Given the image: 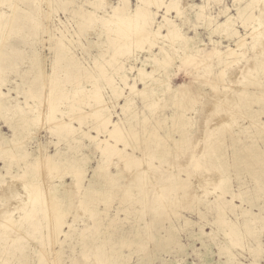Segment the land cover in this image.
I'll use <instances>...</instances> for the list:
<instances>
[{"label": "rangeland", "instance_id": "obj_1", "mask_svg": "<svg viewBox=\"0 0 264 264\" xmlns=\"http://www.w3.org/2000/svg\"><path fill=\"white\" fill-rule=\"evenodd\" d=\"M89 1L0 0V264H264V0H178L187 40L151 48L125 16L80 15L119 0ZM250 2L241 57H218Z\"/></svg>", "mask_w": 264, "mask_h": 264}, {"label": "bare ground", "instance_id": "obj_2", "mask_svg": "<svg viewBox=\"0 0 264 264\" xmlns=\"http://www.w3.org/2000/svg\"><path fill=\"white\" fill-rule=\"evenodd\" d=\"M86 1V0H85ZM91 1V0H90ZM89 1V2H90ZM95 1V0H94ZM97 1V0H96ZM95 1V2H96ZM98 1H100V5H101V3L103 2V0H98ZM138 1V0H137ZM148 0H139L138 1V3L136 4V6H135V8L134 9H132V11H130L129 10V8H128V1L127 0H119V3L117 4V5H115V6H111V13H108V16L110 17V19H108V18H105V17H101L99 14H97L95 11H91V10H88V9H82L81 10V12H80V15H81V17H83L86 21H90L89 23H91L92 21H94V20H96V19H102L103 21H106V22H111V20L113 19V18H120V17H122V16H125V18L124 19H127V18H129L130 20H133V22H135V24H134V26H132V27H134L133 29H134V31H131V33L130 32H128L129 34H128V37H127V35H126V37L128 38V40L131 42V41H133V39H134V37H135V40L134 41H136L137 43H139L140 44V46H142V42H143V40L142 39H144V42H147L148 43V45H149V48H151L153 45L155 46V43L152 41L153 39L150 37V36H157V37H160V38H167V37H169V38H171V39H173V38H175V37H178V38H182V39H185V40H187L181 33H180V28L178 27V25L171 19V18H168L167 17V14L170 12V10H176V12L179 14L180 13V9H179V2H178V0H159L158 2H155V5H156V11L155 12H151L150 11V9L146 6V2H147ZM153 1V0H152ZM156 1V0H155ZM254 1V0H253ZM88 2V1H87ZM86 2V3H87ZM94 2V3H95ZM255 2V1H254ZM92 3V2H91ZM189 3V2H188ZM99 3L97 2V5H98ZM151 4V3H150ZM252 3L250 2V3H248L243 9H239L238 10V14H239V16H243V18H242V25L244 26V27H246V28H250L251 29V27H250V23L252 22H254V21H257L258 19H257V16L256 15H254L253 13H252V11L253 10H250V12L252 13V14H249V15H244V13H245V11H246V8L247 7H250V5H251ZM256 4V3H255ZM90 5H92V4H90ZM194 7V6H193ZM93 8V7H92ZM202 6H200V7H198V11H197V13L196 14H202ZM80 9V8H79ZM160 9H162L164 12H163V15L161 16V19L160 20H156L155 19V14L160 10ZM155 10V9H154ZM80 11V10H79ZM76 12V11H75ZM74 12V13H75ZM175 12V13H176ZM249 12V13H250ZM0 13H5L3 10H2V8L0 9ZM238 16V17H239ZM77 17V16H76ZM78 18V17H77ZM79 18H80V16H79ZM82 19V18H81ZM92 20V21H91ZM234 20H235V17H233V16H228L227 18H225L222 22H220L219 24H218V26L223 30V31H227V32H230L229 34L230 35H232V36H236V48L235 49H232V48H228V49H226L225 51H223V53L222 52H216L217 53V55H218V57H221L222 55H225L226 57H229V58H233V61L235 62V61H237L238 59H239V57H241V55H242V49L244 48V47H246V45L248 44V41H247V36H249V35H251V36H253V33H254V29H256L254 26L252 27V31H250L249 33H246L245 35H242V34H240L239 33V31L233 26L234 25ZM99 22V21H98ZM6 23V22H5ZM77 23V22H76ZM114 23H116V22H114ZM113 23V24H114ZM119 23V22H118ZM255 23H257V22H255ZM111 24V23H110ZM83 25V24H82ZM87 25H88V23H87ZM121 25V24H120ZM120 25H114V26H120ZM156 27H155V26ZM124 26V25H123ZM259 26V25H258ZM4 27H5V25H4ZM129 27H130V25H129ZM80 28V27H79ZM108 28V27H107ZM131 28V27H130ZM163 28H165L166 30H167V32L165 33V34H163L162 33V29ZM107 30H109V28L107 29ZM130 31V30H129ZM256 31V30H255ZM81 31H79L78 33H80ZM123 32H124V30H123ZM248 32V31H247ZM125 33V32H124ZM140 39V40H139ZM59 40H61V38H59ZM59 40H57L59 43H60V41ZM127 40V41H128ZM121 41V40H120ZM165 41H166V39H165ZM119 42V41H118ZM118 42L116 43L117 45H119L118 44ZM130 42H128V44L126 45L127 46V48L128 47H130L131 45H130ZM182 42H183V40H182ZM136 43V44H137ZM163 43V42H162ZM56 44H57V42H56ZM55 44V45H56ZM63 44V43H62ZM121 44H123L122 46H124L125 47V44H124V42L123 43H121ZM135 44V45H136ZM138 44V45H139ZM133 45H134V43H133ZM183 45V44H182ZM57 46V45H56ZM59 46V45H58ZM57 46V47H58ZM185 46V45H184ZM60 47H61V45H60ZM119 46H117L116 48H118ZM63 48V47H62ZM123 48V47H122ZM126 48V49H127ZM173 48V47H172ZM198 48V47H197ZM125 49V50H126ZM188 49H189V47H188ZM64 50V49H63ZM115 50H118V52H119V50H121V47L120 48H118V49H115ZM174 50H175V48H174ZM173 50V51H174ZM163 51V50H162ZM183 51H184V49H183ZM117 52V51H116ZM171 52V51H170ZM177 52V51H176ZM122 53V52H121ZM120 53V54H121ZM162 53V52H161ZM173 54H175V53H173ZM172 54V55H173ZM166 55V54H165ZM183 55V54H182ZM185 55V54H184ZM112 56L113 55H111V58H112ZM114 56H116V55H114ZM156 56V54H152L151 55V60L155 63V64H160V65H165L166 66V64H167V62H165V61H161V60H159L157 57H155ZM191 57V56H190ZM169 58V57H168ZM113 59V58H112ZM164 59H165V57H164ZM114 60V59H113ZM116 60V59H115ZM114 60V61H115ZM107 61V60H106ZM105 61V62H106ZM232 61V60H231ZM96 62V61H95ZM94 62V63H95ZM115 62H117V61H115ZM221 62V61H220ZM219 62V63H220ZM111 63H113L112 62V60H111ZM153 63V64H154ZM166 63V64H165ZM232 63V62H231ZM154 64V65H155ZM229 65V64H228ZM113 65H111V67H112ZM230 66V65H229ZM229 66H226V67H229ZM159 67V66H158ZM223 67V66H222ZM120 68V67H119ZM167 68V67H166ZM221 68V67H220ZM224 69V68H223ZM140 70V69H139ZM159 72V71H158ZM164 72V71H163ZM102 73H103V71H102ZM226 73V72H225ZM110 74V73H109ZM147 73H145L144 71H140V73L138 74L139 76H145ZM166 74V73H165ZM221 74V73H220ZM99 75V74H98ZM121 75V74H120ZM159 75V74H158ZM196 75V74H195ZM110 76V75H109ZM108 76V77H109ZM127 76H122V80H125V79H127L126 78ZM102 78V77H101ZM106 78V77H105ZM142 78V77H141ZM196 78V77H195ZM72 79V78H71ZM78 79V78H77ZM111 79V78H110ZM110 79H108V81L110 80ZM101 79H99V81H100ZM103 80H104V78H103ZM88 81V80H87ZM98 81V82H99ZM112 81V80H111ZM154 81V80H153ZM152 81V82H153ZM158 82H160L159 80H157ZM155 83H157L156 82V80L154 81ZM164 82V81H163ZM74 83H75V81H74ZM112 83V82H111ZM126 83V82H125ZM162 83V82H161ZM150 84H151V82H150ZM99 85V84H98ZM109 85V84H108ZM132 85V84H131ZM134 85V84H133ZM145 85V84H144ZM143 85V86H144ZM111 86V85H110ZM146 86H147V84H146ZM162 86V85H161ZM215 86V85H214ZM128 87H129V85H128ZM131 87V86H130ZM145 87V86H144ZM180 87H184L183 85H181ZM81 88V87H80ZM133 88V87H132ZM132 88H130V89H132ZM74 89H76V88H74ZM73 89V91H75ZM67 90V92L69 91L68 89H66ZM66 90H64V93L67 95V92H65ZM133 90H134V88H133ZM132 90V91H133ZM76 91H77V89H76ZM84 90L82 89V92H83ZM155 91V90H154ZM153 91V92H154ZM87 92V91H86ZM96 91H94L93 92V95L95 94V96L96 97H98L99 98V94L96 92ZM129 92V91H128ZM142 92V91H141ZM157 92V91H156ZM69 93V92H68ZM75 94H76V92H74ZM122 93V92H121ZM151 93H152V91H151ZM151 93H149V94H151ZM62 94V93H61ZM71 94L72 93H70V96H71ZM74 94V95H75ZM78 94H80V93H78ZM84 94V93H83ZM117 94V93H116ZM39 95V94H38ZM62 95H64V94H62ZM88 95V94H87ZM179 95V94H178ZM201 95V94H200ZM37 96V95H36ZM76 96V95H75ZM74 96V97H75ZM80 96V95H79ZM86 96V95H85ZM95 96H93V97H95ZM199 96V95H198ZM77 97V96H76ZM87 97V96H86ZM201 97V96H200ZM71 98H73V97H71ZM62 99V98H61ZM87 99V98H86ZM94 99H96V98H94ZM72 100V99H71ZM90 100V99H89ZM91 100H93V99H91ZM190 100H192V98H190ZM83 101H85V100H83ZM95 101H97V99L96 100H94V102ZM193 101H195V100H193ZM174 103V102H173ZM177 103V102H176ZM91 104V103H90ZM189 104V103H188ZM98 104H96V106H97ZM191 105V104H190ZM91 106V105H90ZM176 106V105H175ZM178 106L181 108V111H184V108H186V106H187V102H185V100H183V101H179V103H178ZM48 108V107H47ZM98 108V107H97ZM178 108V107H177ZM34 109V108H33ZM183 109V110H182ZM92 110V109H91ZM95 110V109H94ZM178 110V109H177ZM186 110H188V109H186ZM55 111V110H54ZM180 111V112H181ZM188 112V111H187ZM186 113V112H185ZM193 115V114H192ZM34 116V115H33ZM32 116V117H33ZM180 116V115H179ZM178 116V117H179ZM48 117V116H47ZM50 117V116H49ZM180 117H182V116H180ZM179 117V118H180ZM41 118V117H40ZM101 118V117H100ZM99 118V119H100ZM178 118V119H179ZM184 118V117H183ZM44 119V118H43ZM52 119V118H51ZM103 121L101 120V123L102 122H104L102 125L103 126H101L102 128H101V130H97V133H99V132H102V133H105L106 135H108V136H110V137H113L116 141H118V139L120 138V136H117L118 135V129H117V124L116 123H113L111 126V128H108V125H107V123L109 122V120H107V118H105V117H103ZM181 119V118H180ZM99 120V121H100ZM50 122V121H49ZM179 122H180V120H179ZM182 122V121H181ZM177 124V123H176ZM175 124V125H176ZM180 125V124H179ZM154 127V126H153ZM131 128V127H130ZM115 134H117V135H115ZM105 135V136H106ZM134 136V135H133ZM150 137V136H149ZM117 138V139H116ZM121 139V138H120ZM110 140V139H109ZM103 142H104V145L103 146H101L100 147V150H101V152H103V153H117V154H120V147H116V145L115 144H113V142L111 143V142H108V140H107V138H103V140H102ZM98 142H101L100 140H98ZM142 142H143V140H142ZM126 145V144H125ZM133 147V146H132ZM130 151V150H129ZM139 154V153H138ZM256 154V153H255ZM116 155V154H115ZM118 156V155H117ZM111 160V159H110ZM41 162V161H40ZM49 172V171H48ZM51 172V171H50ZM20 175V174H19ZM16 179V178H15ZM42 179V178H41ZM140 180V179H139ZM7 186V185H6ZM27 186V185H26ZM25 188V187H24ZM36 190V189H35ZM29 192V191H28ZM33 193H34V191H32ZM21 195V194H20ZM25 196V195H24ZM20 197V196H19ZM45 197H46V195H45ZM12 198V197H11ZM22 198V197H21ZM26 198V197H25ZM18 199H20V198H18ZM18 199H16V200H18ZM46 199V198H45ZM21 200V199H20ZM26 200V199H25ZM39 200V199H38ZM22 201V200H21ZM16 202V201H15ZM17 202H19V201H17ZM16 202V203H17ZM47 203V202H46ZM54 203V202H53ZM56 203H54L53 205H55ZM47 205H48V203H47ZM17 206V205H16ZM13 208V207H12ZM55 209V208H54ZM57 209V208H56ZM55 209V210H56ZM10 210V209H9ZM8 210V211H9ZM57 211V210H56ZM50 212V211H49ZM5 223V222H4ZM61 223V220L60 221H58V225ZM9 226V225H8ZM57 226V225H56ZM237 232V231H236Z\"/></svg>", "mask_w": 264, "mask_h": 264}]
</instances>
